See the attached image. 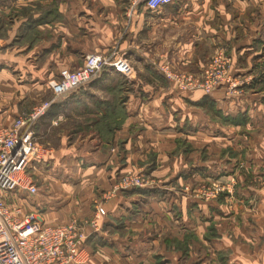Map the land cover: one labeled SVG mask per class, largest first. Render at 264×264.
<instances>
[{"label": "crops", "instance_id": "obj_1", "mask_svg": "<svg viewBox=\"0 0 264 264\" xmlns=\"http://www.w3.org/2000/svg\"><path fill=\"white\" fill-rule=\"evenodd\" d=\"M261 1L172 0L150 10L142 1L130 8L127 0H0V128L50 101L34 125L48 154L28 172L41 185L29 197L14 193L23 209L62 224L102 206L87 264H264V232L253 235L236 224L243 215H263L256 210L264 191L250 184L264 176V102H236L226 85L211 95L182 92L162 73L165 66L199 74L223 49L230 74L248 85L264 57ZM111 50L128 59L131 80L105 69L53 97L60 69L79 67L86 53ZM178 141L191 149L173 152ZM227 146L233 152L220 156ZM129 170L147 173L151 182L108 195L116 176ZM201 180L228 186L201 200L190 191ZM188 233L185 255L159 243Z\"/></svg>", "mask_w": 264, "mask_h": 264}, {"label": "built area", "instance_id": "obj_2", "mask_svg": "<svg viewBox=\"0 0 264 264\" xmlns=\"http://www.w3.org/2000/svg\"><path fill=\"white\" fill-rule=\"evenodd\" d=\"M143 0H127L133 8ZM172 0H146L145 5L155 10ZM230 56L223 49L215 51L199 74L177 73L164 66V77L182 92L200 90L210 94L220 85L238 87L244 78L233 77L229 72ZM114 69L131 80L134 70L128 59L116 50L103 53H86L82 64L73 69L62 68L51 83L54 98L68 94L93 79L101 69ZM242 80V82H241ZM50 106L45 100L20 113L13 122L0 128V264H87L90 252L86 241L99 230L97 215L105 211L98 203L95 213L87 219L71 220L62 224L45 221L40 210H27L10 198L15 192L37 193L38 187L28 173L33 162L44 161L48 148L38 141L34 125ZM151 182L143 171H126L116 176L107 194L120 190L141 188ZM210 186L201 185L195 190L204 200L214 198L227 189L214 180ZM90 228L89 231L86 229Z\"/></svg>", "mask_w": 264, "mask_h": 264}, {"label": "rangeland", "instance_id": "obj_3", "mask_svg": "<svg viewBox=\"0 0 264 264\" xmlns=\"http://www.w3.org/2000/svg\"><path fill=\"white\" fill-rule=\"evenodd\" d=\"M262 2H264V0L263 1H261V2H259L258 4V11H257V16H258V23H259V38H261L262 40V44H263V55H264V3H262ZM210 59V58H209ZM206 65V64H205ZM102 70V69H101ZM264 71V57L261 59V60H259L258 61V67H257V75H261V73ZM98 73H100V72H98ZM98 73H97V75H98ZM96 75V76H97ZM256 75V76H257ZM95 76V77H96ZM254 77L255 76H253L252 77V79H251V81L249 82V84L247 85L246 83H244L243 82V84H242V87H245V88H250V87H252V89L250 90V91H245V92H241L242 90L241 89H239L240 88V86H238V87H228L227 85V87H228V89H227V91H225L226 93H228V95H235L236 97L234 98V101H236V102H239V100H244V99H257V97H258V99L259 100H261V101H263L264 102V84H262V83H260V84H254L253 86H249L250 85V83L252 84V80L254 79ZM120 78L122 79V76H120ZM119 78V79H120ZM118 81H120V80H118ZM123 81V80H122ZM90 82V81H89ZM241 82H242V80H241ZM221 86V85H220ZM218 88V87H217ZM216 88V89H217ZM216 89H214V91H216ZM214 91L212 92V93H214ZM212 93H210L209 95H211ZM240 97H241V99H240ZM252 101H254V100H252ZM72 127H73V125H72ZM44 143H45V141H43ZM53 142V141H52ZM43 143V144H44ZM45 145V144H44ZM179 147H183L186 151H189V149H191V145L190 144H187L186 142H182V141H178L177 142V145H176V147H175V149L173 150V152H176V151H178V149H179ZM233 152L232 151V148L231 147H229V146H227V147H225V148H223L222 150H220V156H222V152ZM200 157H203L202 155H200ZM242 162H240V164H239V167H238V169L240 170V173L242 174V175H244L243 173H242V171H243V167H242ZM28 172H29V170H28ZM160 175H158L157 176V182L159 181V180H161L160 178ZM261 178H258V179H255V178H253V179H251V184H250V186L251 187H253L255 190L257 189L258 191H260V192H262V191H264V176H260ZM152 179V178H151ZM37 182V185L39 186V185H41V183H40V179H38V180H36ZM162 181V180H161ZM211 183L212 182H209L208 183V180H201V181H198L197 183H195L194 184V186L193 187H191V189H190V191L192 192V195L195 197V198H198V199H201V200H204L201 196H197L196 194H195V190L199 187V186H201V185H208V186H210L211 185ZM217 183H219V182H217ZM219 184H223L224 186H228V184H227V182H225V184L224 183H219ZM229 185H231V183L229 184ZM189 191V192H190ZM191 192H190V194H191ZM259 192V193H260ZM221 193V192H220ZM219 193V194H220ZM218 194V195H219ZM217 195V196H218ZM263 195V194H262ZM25 196H30V194H28V193H24V197ZM217 196H215L214 198H210V199H215ZM256 196V195H255ZM11 198V200L12 201H16L17 200V203L18 204H20L21 205V207H22V200H20V199H16L15 198V196H14V194L13 195H11L10 196ZM228 197H230V196H228ZM21 199H23V197L21 198ZM210 199H208V200H210ZM252 202H254L253 201V199H250ZM256 204H257V202H256ZM231 206L229 207V208H232L234 205H235V202H234V204H230ZM259 206V207H258ZM258 206H256V209H257V207H258V210H256V211H261V213L263 212V215H264V201H262V202H260L259 201V205ZM242 212H244V213H251L250 212V210L248 211L247 209H244V208H242V210H241ZM263 215H261V214H257V213H254V214H252L251 216H250V218H249V216H246V215H243V218H240L241 220L238 222H236V224L237 223H239V224H241V226H246V231H248V232H251L253 235H255V233L256 232H258V233H263L264 232V219H262V216ZM261 217V218H260ZM237 226V225H236ZM258 226H261V228H258ZM247 227H248V229H247ZM238 230H239V228H238V226H237V228H236V231L238 232ZM190 235V236H189ZM238 235V234H237ZM252 235V236H253ZM256 236H257V234H256ZM190 237H192V235H191V233H188V235H184L183 236V238H181V239H178V238H176V237H168V238H164L163 236L161 237V239H159V243L160 244H162V245H166V244H169V246L170 247H173L174 249H176V253H179V254H181V255H185L186 254V250H185V248H186V246H185V244H189V242H190ZM170 238V239H169ZM239 238H241L240 236H239ZM193 240H194V242H197V240H199V238H198V236L197 235H195L194 234V236H193ZM256 240V239H255ZM255 240H254V242H255ZM189 241V242H188ZM187 242V243H186ZM237 242H240V240H237ZM243 242V241H242ZM250 242V241H249ZM261 242V241H260ZM259 242V243H260ZM262 242H263V240H262ZM258 243V242H257ZM247 244V243H246ZM172 248V249H173ZM176 253H175V255H176ZM174 255V256H175Z\"/></svg>", "mask_w": 264, "mask_h": 264}, {"label": "trees", "instance_id": "obj_4", "mask_svg": "<svg viewBox=\"0 0 264 264\" xmlns=\"http://www.w3.org/2000/svg\"><path fill=\"white\" fill-rule=\"evenodd\" d=\"M142 3L143 4H145L146 3V0H143L142 1ZM105 69H107V68H103L101 71H99L100 73L101 72H103ZM95 78V77H94ZM93 78V79H94ZM92 80V79H91ZM89 83V82H88ZM260 84V83H262V84H264V71L261 73V75H257V76H255L254 77V79L252 80V84L250 83V86H253L254 84ZM135 189H137V188H135ZM135 189H131V190H125V191H133V190H135ZM95 236V234L94 235H91L88 239H87V241H86V246H87V244H88V242H89V240L92 238V237H94ZM96 237V236H95ZM99 242H100V240H99Z\"/></svg>", "mask_w": 264, "mask_h": 264}]
</instances>
